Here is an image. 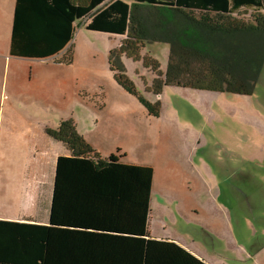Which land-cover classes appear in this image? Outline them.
Masks as SVG:
<instances>
[{"label": "trees", "instance_id": "1", "mask_svg": "<svg viewBox=\"0 0 264 264\" xmlns=\"http://www.w3.org/2000/svg\"><path fill=\"white\" fill-rule=\"evenodd\" d=\"M79 26L122 37L109 70L150 117H159L160 103L137 91L121 63L141 62L150 44L169 47L165 73L144 59L157 74L146 90L156 95L164 86L248 95L264 67V0H16L9 55L45 60L68 50L59 62L71 64ZM234 51L249 55L243 67ZM46 133L69 153L56 162L49 224L0 221V264H205L151 237L152 168L123 164L116 152L101 156L72 120Z\"/></svg>", "mask_w": 264, "mask_h": 264}, {"label": "rangeland", "instance_id": "2", "mask_svg": "<svg viewBox=\"0 0 264 264\" xmlns=\"http://www.w3.org/2000/svg\"><path fill=\"white\" fill-rule=\"evenodd\" d=\"M81 36L87 38L82 49ZM120 40L76 28L71 64L61 68L34 62L22 72L23 83L33 89L65 77V98L42 111L24 112L40 125L57 122L52 111L65 106V118L78 122L80 132H85L88 121L92 123L96 147L116 152L123 164L152 168L151 237L183 244L201 260L217 257L224 259L222 264H264V67L248 95L175 86H164L156 95L146 90L157 74L144 66V59L151 57L165 73L169 47L150 44L142 50L141 62L123 57L121 63L137 91L147 101L160 103L155 118L113 80L109 53ZM222 47L225 53L232 51ZM234 53L243 67L240 59L249 55ZM68 55L67 50L65 60ZM8 87L9 82L0 80L5 101ZM8 109L23 111L6 104L4 114ZM203 224L208 231L198 227ZM244 243L260 245L263 253L256 261L247 260Z\"/></svg>", "mask_w": 264, "mask_h": 264}, {"label": "crops", "instance_id": "3", "mask_svg": "<svg viewBox=\"0 0 264 264\" xmlns=\"http://www.w3.org/2000/svg\"><path fill=\"white\" fill-rule=\"evenodd\" d=\"M15 1L0 0V80L4 83L9 82L5 95L7 100L0 97V221L47 226L56 162L59 157L68 156L69 153L61 143L48 137L45 129L55 128L61 121L70 119L65 118L64 106L52 111L58 117L57 122L49 121L39 125L36 118L24 110L36 108L42 111L43 108L64 99L65 77L63 79L54 78L33 89L23 83L22 72L26 67L34 66L36 64L34 62L52 63L65 68V64L59 62L64 57L65 50L58 56L45 60L10 57V36ZM78 28L84 29L81 26ZM79 39V48L86 47L87 38L81 36ZM85 54H90V52ZM6 104L16 105L23 111L8 109L4 114ZM75 125L77 132L101 156L111 155V152L105 148L95 146L90 132L92 126L90 121H88L85 132L78 130V122L75 121ZM10 166L13 168L10 169ZM198 227L203 231H208L204 228L205 224ZM179 246L205 264H222L224 261L217 257H211L210 261L201 260L200 256L188 250L183 244ZM242 249L247 251V260L251 261H256L263 253L260 251V245L254 243H244Z\"/></svg>", "mask_w": 264, "mask_h": 264}]
</instances>
